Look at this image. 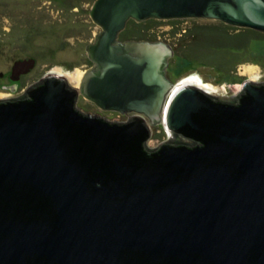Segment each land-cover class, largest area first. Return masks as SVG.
Wrapping results in <instances>:
<instances>
[{
	"label": "water",
	"instance_id": "1",
	"mask_svg": "<svg viewBox=\"0 0 264 264\" xmlns=\"http://www.w3.org/2000/svg\"><path fill=\"white\" fill-rule=\"evenodd\" d=\"M90 16L80 94L136 116L83 113L54 74L0 101V264H264V83L233 103L173 89L171 45L119 40L150 19L264 33V0H96ZM144 118L166 129L154 149Z\"/></svg>",
	"mask_w": 264,
	"mask_h": 264
},
{
	"label": "rangeland",
	"instance_id": "2",
	"mask_svg": "<svg viewBox=\"0 0 264 264\" xmlns=\"http://www.w3.org/2000/svg\"><path fill=\"white\" fill-rule=\"evenodd\" d=\"M95 1L0 0V74L8 75L17 66L22 71L24 63L34 60L33 68L22 77L18 90L11 92L3 88L8 82L0 79V99L18 97L51 74L64 76L68 84L80 93L81 81L76 78L79 73L84 75L92 68L86 48L95 42L96 35L101 32L90 16ZM189 23L190 26L222 25L219 21L187 19L182 23L183 27H188ZM169 26L160 25L161 31L171 30ZM189 38L178 34L174 39L168 34L156 41H163L172 48L180 47L179 52L169 60L166 70L173 89L190 77L194 82L207 85L209 89L206 92L211 95L233 98L246 81L264 83V38L253 40L248 49L209 45L202 52H193L188 57L182 48L189 44ZM78 106L84 113L117 123L128 122L136 115L103 111L83 96ZM144 120L149 126V149L167 141L162 122L151 125L148 119Z\"/></svg>",
	"mask_w": 264,
	"mask_h": 264
},
{
	"label": "trees",
	"instance_id": "3",
	"mask_svg": "<svg viewBox=\"0 0 264 264\" xmlns=\"http://www.w3.org/2000/svg\"><path fill=\"white\" fill-rule=\"evenodd\" d=\"M186 20L187 19L158 21L150 19L144 22H136L134 20H130L125 30L121 32L119 40L122 42H156L158 41V38L166 36L168 34L170 35V37L173 36L174 39L178 34H181L183 38L190 37L189 39H191L189 44L182 48V50L184 51V55H189L191 57L193 52L195 54L199 53L200 51L202 52L203 48H207L209 47V45H214L215 47L224 45L241 49H248L253 40H261L264 38V34L259 31L248 28H237L223 24L222 22V25L193 24L191 26L189 23V26L184 28L182 23ZM165 24H169L171 30L166 32L163 30L161 31L160 25ZM179 48L173 47L174 55L176 54V52H179ZM191 142L192 141L189 139V143Z\"/></svg>",
	"mask_w": 264,
	"mask_h": 264
},
{
	"label": "flooded vegetation",
	"instance_id": "4",
	"mask_svg": "<svg viewBox=\"0 0 264 264\" xmlns=\"http://www.w3.org/2000/svg\"><path fill=\"white\" fill-rule=\"evenodd\" d=\"M93 66L94 65L92 63V68H93ZM32 68L26 69L27 71H24V70L19 71V69H17V68L14 67L13 70H12V72L10 74H8V75L0 74V79L5 80L6 82L10 83L9 85H8V83H7V85H4L3 88H5V89H7V90H9L11 92H13L14 90H18V87L21 84L22 77L24 75H26L27 73H29V71H31ZM36 83H38V82H36ZM29 88H27V90ZM27 90L24 92V94H22V95H20L18 97L8 98V99H0V101H6V100L7 101H17V100L23 99V98H25V94H26ZM81 96L82 95L79 93L78 98H77V102H76V106L82 111V109L78 106V101H79V99H80ZM212 96H214V95H212ZM215 97L218 98V99H221L222 101L227 102V103H233L235 101V98L234 99L233 98L232 99H226L225 96H220V95H215ZM96 116H98V115H96ZM135 116L136 115H134L133 117H135ZM99 117H101V116H99ZM133 117L130 118V120H132ZM130 120H128V121H130Z\"/></svg>",
	"mask_w": 264,
	"mask_h": 264
},
{
	"label": "bare ground",
	"instance_id": "5",
	"mask_svg": "<svg viewBox=\"0 0 264 264\" xmlns=\"http://www.w3.org/2000/svg\"><path fill=\"white\" fill-rule=\"evenodd\" d=\"M82 76H83V74L79 73V76L76 78L77 81H81ZM181 85H192V86H195V87H199L201 90H204L205 92H206V90L209 89V87L207 85H203L202 83L194 82V80H191V79L190 80H188V79L184 80L180 85L176 86V88H178Z\"/></svg>",
	"mask_w": 264,
	"mask_h": 264
},
{
	"label": "clouds",
	"instance_id": "6",
	"mask_svg": "<svg viewBox=\"0 0 264 264\" xmlns=\"http://www.w3.org/2000/svg\"><path fill=\"white\" fill-rule=\"evenodd\" d=\"M195 79H197L198 81H201V79H199V78H195Z\"/></svg>",
	"mask_w": 264,
	"mask_h": 264
},
{
	"label": "built area",
	"instance_id": "7",
	"mask_svg": "<svg viewBox=\"0 0 264 264\" xmlns=\"http://www.w3.org/2000/svg\"><path fill=\"white\" fill-rule=\"evenodd\" d=\"M185 79H186V80H187V79H190V77H187V78H185ZM185 79H184V80H185Z\"/></svg>",
	"mask_w": 264,
	"mask_h": 264
}]
</instances>
